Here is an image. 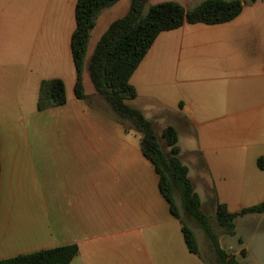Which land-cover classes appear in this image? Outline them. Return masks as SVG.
Returning a JSON list of instances; mask_svg holds the SVG:
<instances>
[{
    "label": "crops",
    "instance_id": "crops-1",
    "mask_svg": "<svg viewBox=\"0 0 264 264\" xmlns=\"http://www.w3.org/2000/svg\"><path fill=\"white\" fill-rule=\"evenodd\" d=\"M75 3L68 0L65 16L59 15L54 24L61 32L67 59V71L60 76L66 100L56 106L73 128L72 134L64 136L65 149L30 153L34 186L43 191L42 198L31 201L36 216L20 208L25 205L15 197L0 202V259L75 243L78 251L68 264H122V256L128 252L122 251L121 242L132 237L136 242L141 233L145 264L213 262L211 247L202 249L199 242L202 257L190 252L184 239L177 247L152 246L153 233H170L168 224L175 217L159 191L153 165L141 151L140 135H126L131 133L123 129L108 104L91 101L86 93L84 98L74 95L76 72L70 36L75 27ZM62 9L63 1L59 11ZM201 24L206 23H184L157 35L129 78L136 91L129 101L142 112H149L144 116L157 130L166 124L175 126L178 141L179 127L188 130L186 134L196 142L193 151L199 156L200 168L206 169L211 181V196L202 203L214 208L217 200L230 211H238L264 198V37L251 44L242 40L240 53L188 57L171 52L172 46L184 42L188 27L202 28ZM163 84L172 91L164 92ZM4 108L0 110V127L7 126L12 118L16 123L25 121L24 115L12 116ZM160 115L168 119L159 123ZM26 153L20 151V157ZM15 173V178L11 176L14 189L24 177L18 162ZM193 178L195 183L200 182L198 178L204 182L196 170ZM29 223L35 224L36 233L29 232ZM233 224V233L220 230L223 250L240 264H264V211L237 214ZM16 227L23 233H12ZM179 227L182 235L180 222Z\"/></svg>",
    "mask_w": 264,
    "mask_h": 264
},
{
    "label": "rangeland",
    "instance_id": "rangeland-1",
    "mask_svg": "<svg viewBox=\"0 0 264 264\" xmlns=\"http://www.w3.org/2000/svg\"><path fill=\"white\" fill-rule=\"evenodd\" d=\"M61 1H63V9L60 12ZM67 1L0 0V7H2L0 10V110L7 107L12 116L24 115L25 117V121L19 123H16L12 118L7 126L0 127V202L2 203L6 198L11 200L12 197H15L21 204L25 205L20 208L25 211L30 210L35 216L36 210L31 201L34 197L42 198L43 191L38 189V186H34V168L30 162V153H33V150L65 149L66 140L64 136L72 134L73 130L71 125L65 123V117H63L59 107L54 106L37 110L35 106L39 80L50 77L61 78L60 76H64L67 71L66 47L61 32H57L54 28L59 15L65 16ZM159 1L163 0H148L144 4L142 12L145 13L151 4ZM176 1L180 2L185 8H190L201 0ZM130 2L131 0H118L110 8L105 7L107 10L103 8L98 12L89 39V56L108 24L124 15ZM241 3V12L231 21L214 25L201 24L203 25L202 28H196L197 26L188 27L184 42L172 46L171 52L188 57L240 53L244 47L243 41L246 44H251L257 38L264 37V0H241ZM251 47L247 46V48ZM67 55L70 59L68 48ZM83 77L84 93L88 95L89 100L93 101L95 99L107 105L94 90L88 75L86 60L83 67ZM161 86L158 85L157 87L162 89ZM168 86L163 84V90L166 93L172 91V88ZM72 95L73 93L71 95L68 93V96ZM128 102L132 103V101ZM143 114L148 117L149 112H143ZM167 119L168 117H164V115L157 117L159 123H163ZM122 122V126L123 124L130 126L128 120L122 119ZM179 130L180 158L188 167L190 172V174L188 172V176L200 200L206 201L211 196V181L208 172L205 168H200L199 156L193 151L196 149L195 139L186 134L187 129L179 127ZM127 131L131 134L126 135H130L132 138H134L132 135L134 133L139 135L138 132L132 129ZM155 131L158 134V130ZM160 141L162 142L161 139ZM19 150L27 153L20 157ZM40 161L41 159H38L39 163ZM17 162L18 170L24 177L22 176V182L16 185L19 187L16 190L14 189V181H11V176L15 178L18 175V173H15ZM19 162H21L20 165ZM193 166L197 168L193 169ZM195 170L204 182L198 178L200 182L195 183L193 178ZM47 192H49V189H47ZM175 200L180 215L186 224L196 232L201 248L204 249V247L210 246L203 229L193 218L184 214L181 198L177 192ZM201 208L208 215L214 230L220 232L221 228L216 223L213 206L201 201ZM16 228L12 233H23L19 227ZM168 228L170 233H153L152 246L155 249L163 245L172 248L184 244L182 235L179 233L178 220L172 218ZM28 229L30 233H36L35 224L29 223ZM150 245L149 242L148 246ZM135 247L137 250L133 253ZM144 247L145 241L142 240L141 233L137 234L136 242L133 237L128 242L123 240L121 242L122 251L124 253L128 252V254H123L122 264H145V259L142 256Z\"/></svg>",
    "mask_w": 264,
    "mask_h": 264
},
{
    "label": "trees",
    "instance_id": "trees-1",
    "mask_svg": "<svg viewBox=\"0 0 264 264\" xmlns=\"http://www.w3.org/2000/svg\"><path fill=\"white\" fill-rule=\"evenodd\" d=\"M117 1L76 0L70 51L76 72L73 92L77 98L85 97L82 71L95 17L101 9ZM147 1L131 0L127 12L108 24L87 61L88 75L95 92L111 107L121 122L122 119L129 121L130 126L123 124V129L139 133L141 151L157 173V185L168 204L169 212L181 223L187 249L202 257L195 232L180 215L175 200L176 192L181 198L184 214L196 221L210 242L215 260L209 264H240L234 255L228 254L220 246V232L214 230L208 215L201 208L200 197L188 176V167L179 156L175 126L166 124L158 129L157 134L155 123L128 101L136 96L129 78L161 31L177 28L184 23L217 24L230 21L241 12V0H201L190 8H185L176 0H163L151 4L143 13ZM65 100V87L61 78L52 77L40 81L36 99L38 110L62 104ZM260 211H264V198L238 211H230L223 202L215 200L214 203L215 220L223 233H233V219L237 214ZM77 251L75 243L64 244L1 258L0 264H68Z\"/></svg>",
    "mask_w": 264,
    "mask_h": 264
}]
</instances>
